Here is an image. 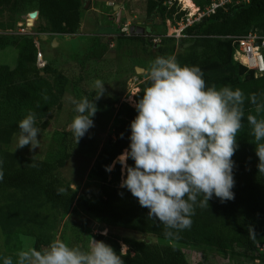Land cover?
I'll use <instances>...</instances> for the list:
<instances>
[{
    "label": "rangeland",
    "instance_id": "rangeland-1",
    "mask_svg": "<svg viewBox=\"0 0 264 264\" xmlns=\"http://www.w3.org/2000/svg\"><path fill=\"white\" fill-rule=\"evenodd\" d=\"M147 1L81 0L79 32L63 36L46 35V19L38 18L35 23L29 19V26L34 24L31 32L40 33L37 45L55 71L44 74L55 102L45 115L35 117L39 146L31 151L28 146L17 148V122L22 118L0 116V170L5 162L15 168L29 167L39 160L63 159L64 166L56 171L60 180L78 195L101 194V179L96 170L104 159L109 141L114 138L115 126L124 118L122 111L127 106L134 107L135 93L140 83L148 79V68L160 45L164 52L172 46L167 39L155 44L153 38L168 31L166 19L173 20L175 8L168 10L164 6L166 9L153 19V15L147 13ZM31 11L33 9L27 6L0 8V48L8 46L0 54V65L6 62L11 67L16 66L18 50L14 48L26 37L18 30ZM133 21L151 26V46L149 41L139 37L119 35L120 27L131 25ZM252 30L264 32L258 27ZM53 38L60 43L53 45ZM136 66L144 67L146 72L137 73ZM97 80L104 84V91L95 100L94 126L76 141L68 130L75 115L72 101L84 97L92 100L99 92ZM103 232L120 245H127L126 251L130 248L139 252L152 264H264V249L259 244L254 256H246L241 247L222 251L203 244L168 241L151 234L106 226L76 207L66 213L35 187L0 191V256H10L14 262L20 250L27 246L43 250L52 240L87 250L93 236ZM167 246L172 250L165 256L163 249Z\"/></svg>",
    "mask_w": 264,
    "mask_h": 264
},
{
    "label": "trees",
    "instance_id": "trees-1",
    "mask_svg": "<svg viewBox=\"0 0 264 264\" xmlns=\"http://www.w3.org/2000/svg\"><path fill=\"white\" fill-rule=\"evenodd\" d=\"M163 1L148 0L147 13L156 17L163 12L166 9ZM4 6L14 9L27 6L39 10V19L47 21V33L75 34L81 27V0H0V8ZM252 27L264 31V0H250L249 3L232 7L228 11L219 9L190 27V36L183 37L178 42L174 38H163V43L168 40L172 42V46L164 52L160 45V50L155 55L174 57L182 66H198L204 74L206 85H214L217 89L223 86L239 88L246 97L243 105L244 119L236 137L238 148L232 157L235 162V186L232 189L234 199L221 203L213 197L208 202V208L196 207L190 228L165 236L163 225L155 220L147 221L148 210L139 206L136 198L126 189L119 188L120 165L117 164L110 173L105 171V166L111 164L128 146V126L136 116L134 107L131 106L123 109L124 118L115 126L114 138L109 141L104 159L97 167L96 174L101 179L100 195H78L60 180L56 171L64 166L63 159L39 160L29 167L15 168L5 162L0 170V191L35 187L62 211L68 213L76 207L106 226L121 227L184 244H203L222 251L241 247L244 255L254 256L256 245L264 243V175L258 173L256 167L258 158L255 155V142L246 119L247 115L256 113L255 106L247 97L251 94H264V76L256 78L251 70L236 63L233 59L232 40L221 37L245 34ZM136 37L145 40L141 35ZM151 44L152 40L149 41L150 46ZM16 47V66L11 68L0 65V116L24 118L29 110L35 113V117L43 116L55 102L44 74L55 71L49 63L43 69L37 67L38 48L32 36L21 39ZM149 85V79L140 83L139 91L134 96L135 101ZM128 163L131 165L132 161L129 160ZM93 237L112 246L117 253L120 252L118 240L101 233ZM163 250L164 255L168 256L172 247L167 246ZM122 259L124 264H152L141 253L130 248L123 252Z\"/></svg>",
    "mask_w": 264,
    "mask_h": 264
},
{
    "label": "clouds",
    "instance_id": "clouds-1",
    "mask_svg": "<svg viewBox=\"0 0 264 264\" xmlns=\"http://www.w3.org/2000/svg\"><path fill=\"white\" fill-rule=\"evenodd\" d=\"M203 76L198 66H182L174 57L157 56L147 71L150 85L134 104L136 116L128 126V146L105 166L110 173L120 165L119 188L148 210L147 221L163 225L165 236L190 228L195 208H208L213 197L221 203L234 199L232 157L238 148L236 137L246 97L239 88L208 86ZM95 83L99 92L92 100L72 101L75 115L68 130L76 141L94 126L95 100L104 91L100 80ZM247 99L255 106L256 115L246 119L255 142L256 167L264 175V94H251ZM17 127V148H38L35 113L29 110ZM125 247L121 244L117 253L112 246L92 239L84 250L52 240L43 250L32 246L20 250L15 264H124ZM0 264L14 261L0 256Z\"/></svg>",
    "mask_w": 264,
    "mask_h": 264
},
{
    "label": "built area",
    "instance_id": "built-area-1",
    "mask_svg": "<svg viewBox=\"0 0 264 264\" xmlns=\"http://www.w3.org/2000/svg\"><path fill=\"white\" fill-rule=\"evenodd\" d=\"M196 5V11H192L181 0H164L163 5L168 10L175 8L173 13L175 17L173 20L167 18L168 31L163 35H158L153 38L154 43H159L164 37L174 38L179 41L183 37L190 36L188 29L200 22L205 17L215 13L219 9L228 11L232 7H237L247 4L250 0H192ZM29 17V14H28ZM39 18V15L34 19ZM34 25V24H33ZM28 18L26 22L20 25L18 33L30 36L33 35L34 43L38 48L36 65L39 69H43L48 64L46 58L40 51L37 44H39V34L31 32ZM30 34V35H29ZM222 38L232 40L233 45V59L236 63L245 66L248 70L254 73L256 78L264 76V32L252 30L241 35H226ZM262 250L264 243L258 245Z\"/></svg>",
    "mask_w": 264,
    "mask_h": 264
},
{
    "label": "water",
    "instance_id": "water-1",
    "mask_svg": "<svg viewBox=\"0 0 264 264\" xmlns=\"http://www.w3.org/2000/svg\"><path fill=\"white\" fill-rule=\"evenodd\" d=\"M117 8V6H115V9ZM39 15V10H33L29 13V17H28V21L29 19H35L37 16ZM128 17H131L128 14ZM128 30V32L130 34H144L146 32L145 26H142L140 24H132L130 26H125L122 28V31H126ZM53 45H58V41L56 39L53 40ZM136 71L137 73H145L146 69L144 67L141 66H136ZM42 74H44V72H42Z\"/></svg>",
    "mask_w": 264,
    "mask_h": 264
},
{
    "label": "flooded vegetation",
    "instance_id": "flooded-vegetation-1",
    "mask_svg": "<svg viewBox=\"0 0 264 264\" xmlns=\"http://www.w3.org/2000/svg\"><path fill=\"white\" fill-rule=\"evenodd\" d=\"M153 19H154V16H153ZM134 23L136 24V21H133V23H131V25L134 24ZM152 24L155 25L154 22H152ZM143 25L145 26V24H143ZM153 25H152V27H153ZM125 26H130V24H124L122 27H120V34L119 35H121V36L122 35H126V34H128L129 36H139V35H141V37H143L145 40L149 39L150 36L152 35V32H151L152 28H151V26L149 24L145 26L146 32L144 34H130L128 32V30L122 31V28L125 27Z\"/></svg>",
    "mask_w": 264,
    "mask_h": 264
},
{
    "label": "crops",
    "instance_id": "crops-1",
    "mask_svg": "<svg viewBox=\"0 0 264 264\" xmlns=\"http://www.w3.org/2000/svg\"><path fill=\"white\" fill-rule=\"evenodd\" d=\"M103 13H104V12H103ZM45 34H46V35H50V36H51V35H56V36H57V35H59V36H60V35H62V36H63V35H68V34H61V33H47V32H45ZM54 39H56V40L58 41L57 38H53L52 41H53ZM59 43H60V40L58 41V44H59ZM6 47H8V46H5L4 48H0V54H3L2 52H5L4 50H6ZM14 49H15V51L18 50L17 48H14ZM6 52H7V51H6ZM4 54H5V53H4ZM2 64H3V65H6V64H8V63H6V62H5V63L2 62ZM8 66H9V65H8ZM10 67H11V66H10ZM11 68H14V67H11Z\"/></svg>",
    "mask_w": 264,
    "mask_h": 264
},
{
    "label": "bare ground",
    "instance_id": "bare-ground-1",
    "mask_svg": "<svg viewBox=\"0 0 264 264\" xmlns=\"http://www.w3.org/2000/svg\"><path fill=\"white\" fill-rule=\"evenodd\" d=\"M184 2V4L187 6V7H190V9L194 12L196 11V5L193 3L192 0H181Z\"/></svg>",
    "mask_w": 264,
    "mask_h": 264
}]
</instances>
